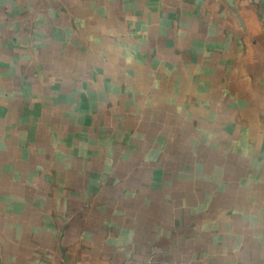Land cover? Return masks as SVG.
<instances>
[{
    "label": "crops",
    "instance_id": "1",
    "mask_svg": "<svg viewBox=\"0 0 264 264\" xmlns=\"http://www.w3.org/2000/svg\"><path fill=\"white\" fill-rule=\"evenodd\" d=\"M0 264H264V0H0Z\"/></svg>",
    "mask_w": 264,
    "mask_h": 264
}]
</instances>
